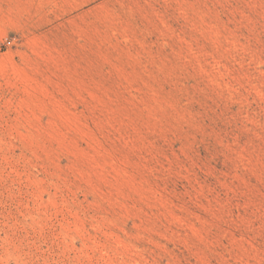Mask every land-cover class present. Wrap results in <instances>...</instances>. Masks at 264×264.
Returning <instances> with one entry per match:
<instances>
[{
  "label": "rangeland",
  "instance_id": "1",
  "mask_svg": "<svg viewBox=\"0 0 264 264\" xmlns=\"http://www.w3.org/2000/svg\"><path fill=\"white\" fill-rule=\"evenodd\" d=\"M0 264H264V0H0Z\"/></svg>",
  "mask_w": 264,
  "mask_h": 264
}]
</instances>
